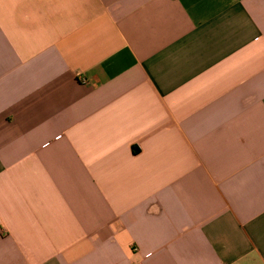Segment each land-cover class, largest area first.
Wrapping results in <instances>:
<instances>
[{
  "label": "crops",
  "instance_id": "1",
  "mask_svg": "<svg viewBox=\"0 0 264 264\" xmlns=\"http://www.w3.org/2000/svg\"><path fill=\"white\" fill-rule=\"evenodd\" d=\"M0 264H264V0H0Z\"/></svg>",
  "mask_w": 264,
  "mask_h": 264
}]
</instances>
